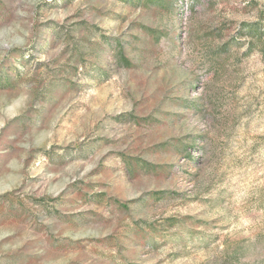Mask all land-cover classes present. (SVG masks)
Wrapping results in <instances>:
<instances>
[{
    "label": "rangeland",
    "instance_id": "obj_1",
    "mask_svg": "<svg viewBox=\"0 0 264 264\" xmlns=\"http://www.w3.org/2000/svg\"><path fill=\"white\" fill-rule=\"evenodd\" d=\"M0 264H264V0H0Z\"/></svg>",
    "mask_w": 264,
    "mask_h": 264
}]
</instances>
